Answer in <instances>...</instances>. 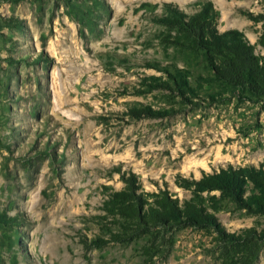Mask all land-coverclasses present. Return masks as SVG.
Wrapping results in <instances>:
<instances>
[{
	"label": "rangeland",
	"instance_id": "1",
	"mask_svg": "<svg viewBox=\"0 0 264 264\" xmlns=\"http://www.w3.org/2000/svg\"><path fill=\"white\" fill-rule=\"evenodd\" d=\"M207 2L264 59V0H0V264H227L213 230L114 242L101 209L122 174L183 202L177 175L264 167V96L215 81L158 22ZM174 67L187 94L162 85ZM216 217L252 230L264 264V213L224 201Z\"/></svg>",
	"mask_w": 264,
	"mask_h": 264
},
{
	"label": "trees",
	"instance_id": "2",
	"mask_svg": "<svg viewBox=\"0 0 264 264\" xmlns=\"http://www.w3.org/2000/svg\"><path fill=\"white\" fill-rule=\"evenodd\" d=\"M158 22L176 48L202 52L215 81L233 90L264 96L263 57L256 54V46L240 31L221 33L218 30L219 12L212 2L202 5L193 15L184 13L173 4H166ZM258 45L264 48V32ZM162 85L165 89L180 90L182 94L189 92L186 76L178 67H174L171 80ZM121 178L125 187L110 193L101 208L120 231L112 233L114 242L129 243L148 236L153 243L152 238L157 232L191 227L218 233L225 244L227 264H255L257 261L259 250L253 244L252 230L243 231L241 235L228 234L216 214L224 201L264 213L263 166H229L219 172L204 174L199 180L177 175L175 184L191 194L183 202L162 190L159 193L140 192L134 174H122ZM249 186L252 192L247 195ZM213 192L219 195L205 196Z\"/></svg>",
	"mask_w": 264,
	"mask_h": 264
}]
</instances>
